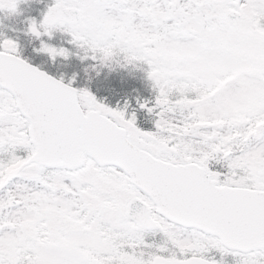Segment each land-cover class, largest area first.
Segmentation results:
<instances>
[{
    "label": "snow or ice",
    "instance_id": "obj_1",
    "mask_svg": "<svg viewBox=\"0 0 264 264\" xmlns=\"http://www.w3.org/2000/svg\"><path fill=\"white\" fill-rule=\"evenodd\" d=\"M55 31L146 64L155 131L0 42V264H264V0H55Z\"/></svg>",
    "mask_w": 264,
    "mask_h": 264
},
{
    "label": "trees",
    "instance_id": "obj_2",
    "mask_svg": "<svg viewBox=\"0 0 264 264\" xmlns=\"http://www.w3.org/2000/svg\"><path fill=\"white\" fill-rule=\"evenodd\" d=\"M88 56L82 71L71 73L78 75L80 79L77 78L83 83H89L87 90L103 100L106 106L114 110H124L126 113L134 109L140 128L149 129L147 124L151 122V117L141 108L142 98L148 94V84L144 83L147 75L145 68L131 64L133 70L128 72L127 77V67H120L115 63L105 67L99 58L93 59L89 54Z\"/></svg>",
    "mask_w": 264,
    "mask_h": 264
},
{
    "label": "flooded vegetation",
    "instance_id": "obj_3",
    "mask_svg": "<svg viewBox=\"0 0 264 264\" xmlns=\"http://www.w3.org/2000/svg\"><path fill=\"white\" fill-rule=\"evenodd\" d=\"M30 28V27H29ZM29 28L18 25L14 20H4L0 25V42L4 39H11L19 45V55L29 61L38 60L39 63L46 62L47 54H37L42 43H46V37L37 39L30 34Z\"/></svg>",
    "mask_w": 264,
    "mask_h": 264
},
{
    "label": "clouds",
    "instance_id": "obj_4",
    "mask_svg": "<svg viewBox=\"0 0 264 264\" xmlns=\"http://www.w3.org/2000/svg\"><path fill=\"white\" fill-rule=\"evenodd\" d=\"M82 49H84L86 52L88 51V49L81 47ZM101 64L105 67L110 66L111 64L115 63L116 65L120 66V67H126L129 64H134V63H130L128 61V58L124 55H122L121 53L114 51L110 56H108L107 58H104L103 56H98Z\"/></svg>",
    "mask_w": 264,
    "mask_h": 264
},
{
    "label": "rangeland",
    "instance_id": "obj_5",
    "mask_svg": "<svg viewBox=\"0 0 264 264\" xmlns=\"http://www.w3.org/2000/svg\"><path fill=\"white\" fill-rule=\"evenodd\" d=\"M43 2H40L39 4H35V5H37L38 7H40V6H42L43 4H42ZM52 6H54V4L53 5H49V7L48 8H46L47 9V11H48V9L50 8V7H52ZM37 17H38V15H37ZM36 17V19L38 20V18ZM36 21V20H35ZM54 35V34H53ZM49 58H51V57H49ZM59 57H57L56 59H58ZM52 59V58H51ZM64 70L65 71H67L65 68H64ZM77 71H82V69H77ZM128 72L129 71H127V77H128ZM98 101V100H97ZM99 103H101L100 101H98ZM152 107H154V105L152 106ZM155 131V130H154Z\"/></svg>",
    "mask_w": 264,
    "mask_h": 264
}]
</instances>
